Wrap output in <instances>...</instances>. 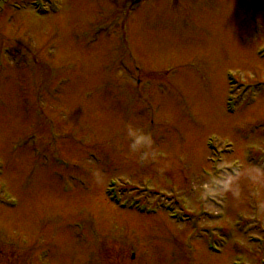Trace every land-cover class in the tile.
Segmentation results:
<instances>
[{
  "label": "rangeland",
  "instance_id": "obj_1",
  "mask_svg": "<svg viewBox=\"0 0 264 264\" xmlns=\"http://www.w3.org/2000/svg\"><path fill=\"white\" fill-rule=\"evenodd\" d=\"M44 1L0 0V264H264V0Z\"/></svg>",
  "mask_w": 264,
  "mask_h": 264
},
{
  "label": "clouds",
  "instance_id": "obj_2",
  "mask_svg": "<svg viewBox=\"0 0 264 264\" xmlns=\"http://www.w3.org/2000/svg\"><path fill=\"white\" fill-rule=\"evenodd\" d=\"M127 136L130 138V150L133 153L142 152L141 159L147 158L150 154V149L153 145V139L150 133L144 132L142 129L134 128L127 125ZM98 182L102 180L99 173H94Z\"/></svg>",
  "mask_w": 264,
  "mask_h": 264
},
{
  "label": "bare ground",
  "instance_id": "obj_3",
  "mask_svg": "<svg viewBox=\"0 0 264 264\" xmlns=\"http://www.w3.org/2000/svg\"><path fill=\"white\" fill-rule=\"evenodd\" d=\"M238 111V108L235 110V115L234 116H236L237 115V112ZM245 174L243 173V176H244ZM245 177H246V175H245ZM18 207V206H17ZM143 215H146V212L143 214Z\"/></svg>",
  "mask_w": 264,
  "mask_h": 264
}]
</instances>
